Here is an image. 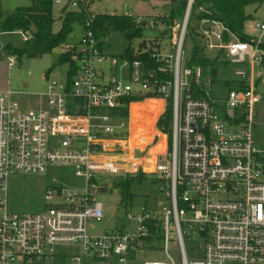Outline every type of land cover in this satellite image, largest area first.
I'll return each instance as SVG.
<instances>
[{
  "label": "built area",
  "instance_id": "built-area-1",
  "mask_svg": "<svg viewBox=\"0 0 264 264\" xmlns=\"http://www.w3.org/2000/svg\"><path fill=\"white\" fill-rule=\"evenodd\" d=\"M192 2L186 1L183 17L172 24L168 14L134 17L138 27L156 31L142 39L141 48L131 46L135 55L150 52L143 59L106 56L105 36L97 35L95 12L89 13L78 39L70 33L58 46L73 66L65 79L48 81L44 107L21 110L14 95L24 93L0 89V264H54L64 256L57 252L63 246L81 249L76 264H125L144 252L162 253L166 260L143 264H177L167 247L172 233L179 264H264V149L252 137L253 105L261 100L264 20L255 21L259 35L247 40L220 20L198 21L203 55L218 58L214 68L221 62L246 67L236 71L235 88L217 107L205 85L211 83L204 74L211 67L185 65ZM53 3L79 7V0ZM13 32L24 41L31 38L28 31ZM17 59L8 54V67ZM148 100L160 102L154 133L133 145L130 106ZM168 105L165 132L156 122ZM52 165L73 167L83 185L47 186L44 212L8 211L7 179L41 174ZM138 174L156 177L158 208L128 215L132 230L90 234L88 223L105 217L98 195L111 189L115 177ZM187 237L200 247L192 256L197 259L188 258Z\"/></svg>",
  "mask_w": 264,
  "mask_h": 264
},
{
  "label": "rangeland",
  "instance_id": "rangeland-1",
  "mask_svg": "<svg viewBox=\"0 0 264 264\" xmlns=\"http://www.w3.org/2000/svg\"><path fill=\"white\" fill-rule=\"evenodd\" d=\"M31 0H1V7L5 14L10 13L19 6H29ZM136 5V6H134ZM171 6V0H92L90 9L92 11H108L112 13L123 14L129 11L132 14L140 15L141 18L151 17L150 15H158L168 13ZM62 4L54 3V29L58 28L59 21L57 19L59 9ZM246 12L251 16L245 21L244 31L251 37L259 35V29L255 26L256 20H264V0L259 5H249ZM147 15V16H145ZM191 24L195 29L199 28L198 20L191 19ZM82 30V26L78 23L73 24L71 33L78 39ZM106 46H103V53L106 56H122L125 48L128 46H137L144 38L153 37L156 31L148 26L143 27L142 37L128 39L121 31H116L108 27L106 32ZM69 39V37H68ZM24 40L20 34L16 32L4 33L0 32V89L10 90L12 92H21L24 94L14 95L18 101L21 110H35L44 107L45 96L43 94L47 90L48 81L63 80L66 77L68 64H57L58 58L62 55L59 47L52 50L48 55L40 58H19L16 65L12 68L8 67L6 56L8 53L4 50L7 44L13 47H21ZM167 43L166 41L162 42ZM193 42L187 34L184 40V53L188 55L191 52ZM166 52L173 53V50L166 49ZM17 56V55H16ZM246 69L239 64L230 62H221L216 66L214 73L205 71L207 78L211 79V83L205 82L210 90L212 100L217 107L224 105L228 91L235 88V81L238 79L236 71ZM49 72L46 77V72ZM261 87L259 94L261 100L253 105V130L252 137L254 144L264 149V69L261 70ZM153 126V124H152ZM141 131H143L141 129ZM144 132V131H143ZM140 138L149 139V135L154 133L144 132ZM137 144L143 145L140 141ZM155 176H148L141 183H134L130 187V193L133 196L131 204L127 207L121 202L125 200L121 195L120 189H109L98 195L104 205L105 217L99 222L90 221L87 225L88 232L92 235L100 236L106 230H132V221L129 216L136 215L143 207L146 209H157L158 205L155 197L159 196L158 185L155 183ZM54 179V181H53ZM84 183L82 178L75 176L74 169L71 166L52 165L41 174H14L7 179L6 207L8 211L18 214H37L45 211L46 201L44 193L47 186L51 184H63L68 187H79ZM169 255L179 264L178 248L175 243V237L172 233L168 243ZM185 249L189 260L193 255L200 253L199 245L192 242L191 237L185 238ZM57 252H62L63 257H56L54 264H76L73 261L75 256H82V251L77 246L58 247ZM145 260H166L162 253L144 252L138 254L135 258L129 259L125 264H143ZM91 264V261H85Z\"/></svg>",
  "mask_w": 264,
  "mask_h": 264
},
{
  "label": "trees",
  "instance_id": "trees-1",
  "mask_svg": "<svg viewBox=\"0 0 264 264\" xmlns=\"http://www.w3.org/2000/svg\"><path fill=\"white\" fill-rule=\"evenodd\" d=\"M84 1L79 0V7L76 9L70 8L66 3L62 5L57 17L59 21L58 28L54 29L56 18L54 17L53 0H31L29 6H19L7 14L3 12L0 0V32L11 33L16 30H25L31 34V38L26 40L21 47H13L7 44L3 47L4 50H6L8 54L17 55L19 58H40L50 54L53 49L68 40L69 34L73 30L74 23H78L81 26L84 25L89 13H91L88 9V5H83ZM186 1L187 0H171L170 10L166 17V21L169 24H172L175 19L178 20L183 17ZM262 2L263 0H193L187 24V34L190 36L193 46L191 52L186 55L185 65L188 67H211V72L214 73L216 71L214 66L218 62V58L212 60L203 55L199 44L198 32L191 24V19L198 21L204 18L220 20L237 37L242 40H247L250 39L251 36L245 33L244 24L251 15L246 12V7L252 4L259 5ZM85 7L86 9H84ZM134 17V15L95 12L93 22L95 32L97 35L105 36L108 27H111L116 31L123 32L128 39L142 37L143 28L136 25ZM163 18L165 17L163 16ZM224 38L226 40L228 39L226 33L224 34ZM143 45H145L144 40L139 42L140 48ZM261 47L264 48V42L261 44ZM149 53L150 52L143 54L138 53V55H135L133 48L128 46L125 48L123 56L129 59H143L145 55H149ZM64 63L68 64L70 68L73 66L72 61L67 55H61L58 58L57 64ZM49 72V70L46 72V77H48ZM68 76V80L70 81L71 76ZM257 84H261V78L257 80ZM194 95L197 97L202 96L198 91H195ZM139 100L128 99L126 102H137ZM137 107L151 110L153 112L152 118H154L155 121L160 108V102L148 100L140 104H132L130 106V113ZM122 110L121 114L126 115L127 109ZM170 117L171 108L170 105H168L164 114L158 117L156 128L167 132L169 130ZM145 178L147 177L142 174L118 176L112 180L111 189L117 188L121 190V195L125 198L124 202H121L127 207L128 203L131 204L134 196L130 193L131 185L134 183H141Z\"/></svg>",
  "mask_w": 264,
  "mask_h": 264
},
{
  "label": "bare ground",
  "instance_id": "bare-ground-1",
  "mask_svg": "<svg viewBox=\"0 0 264 264\" xmlns=\"http://www.w3.org/2000/svg\"><path fill=\"white\" fill-rule=\"evenodd\" d=\"M153 112L151 110H146L143 107H137L133 109L130 113L131 118V144H137L138 139L141 137L142 132H152V124L154 123V118H152ZM145 115L148 117L146 118ZM144 117L146 118L144 120ZM146 126V127H145ZM141 129L143 131H141ZM143 132V133H144ZM153 135L152 133L149 137ZM138 145V144H137Z\"/></svg>",
  "mask_w": 264,
  "mask_h": 264
},
{
  "label": "crops",
  "instance_id": "crops-1",
  "mask_svg": "<svg viewBox=\"0 0 264 264\" xmlns=\"http://www.w3.org/2000/svg\"><path fill=\"white\" fill-rule=\"evenodd\" d=\"M92 0H87V5H88V9L91 11V12H94V11H92L91 9H90V2H91ZM134 6H136V5H134ZM95 12H98V11H95ZM99 12H108V11H99ZM130 13L129 11H126V12H124L123 14H126V13ZM109 13H112V12H109ZM130 14H132V13H130ZM164 14H166V13H164ZM164 14H158V15H164ZM168 14V13H167ZM132 15H134V16H136V17H141L140 15H135V14H132ZM145 16H147V15H145ZM150 16H157V15H150ZM105 39H106V35H105ZM106 44H107V42H106V40H105V46H106ZM105 46H104V48H105ZM133 104H135V103H133ZM44 106H45V104H44Z\"/></svg>",
  "mask_w": 264,
  "mask_h": 264
}]
</instances>
